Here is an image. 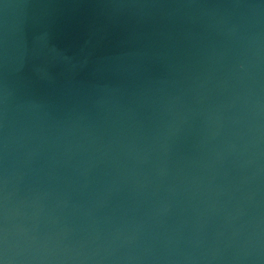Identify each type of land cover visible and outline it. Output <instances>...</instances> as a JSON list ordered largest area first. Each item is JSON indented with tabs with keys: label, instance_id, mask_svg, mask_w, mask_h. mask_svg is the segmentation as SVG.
<instances>
[{
	"label": "water",
	"instance_id": "95a60500",
	"mask_svg": "<svg viewBox=\"0 0 264 264\" xmlns=\"http://www.w3.org/2000/svg\"><path fill=\"white\" fill-rule=\"evenodd\" d=\"M3 264H264V0H0Z\"/></svg>",
	"mask_w": 264,
	"mask_h": 264
},
{
	"label": "snow or ice",
	"instance_id": "6c2138e0",
	"mask_svg": "<svg viewBox=\"0 0 264 264\" xmlns=\"http://www.w3.org/2000/svg\"><path fill=\"white\" fill-rule=\"evenodd\" d=\"M0 264H3V261H0Z\"/></svg>",
	"mask_w": 264,
	"mask_h": 264
}]
</instances>
